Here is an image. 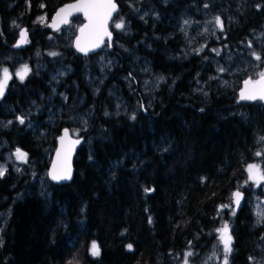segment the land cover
<instances>
[{
	"label": "trees",
	"instance_id": "obj_1",
	"mask_svg": "<svg viewBox=\"0 0 264 264\" xmlns=\"http://www.w3.org/2000/svg\"><path fill=\"white\" fill-rule=\"evenodd\" d=\"M70 1L0 0V76L13 72L0 97V160L12 151L28 160L0 177V264H174L207 252L224 217L228 264L264 260V217L248 192L232 217L224 208L264 151V99L238 96L254 69L233 63L240 52L249 60L244 44L264 27V0H117L114 19L124 26L111 24L115 39L100 52L115 63L101 87L89 82L100 53L78 54L77 29L68 31L82 17L48 27ZM206 14L223 28L188 55L180 22ZM23 29L28 42L15 48ZM137 57L162 78L152 98ZM18 61L28 64L24 79ZM119 89L127 109L115 107ZM76 111L88 116L74 178L54 184L57 139L65 127L73 132Z\"/></svg>",
	"mask_w": 264,
	"mask_h": 264
},
{
	"label": "rangeland",
	"instance_id": "obj_2",
	"mask_svg": "<svg viewBox=\"0 0 264 264\" xmlns=\"http://www.w3.org/2000/svg\"><path fill=\"white\" fill-rule=\"evenodd\" d=\"M41 22L47 24V16H42L40 18ZM113 25L115 29L119 30L124 25L123 22L117 21V19L113 20ZM181 27L183 30V36L186 41V45L188 49L185 50L186 54L190 55L194 53L196 50L201 49L205 46L206 41L214 36L217 32V28L222 29L223 25L219 18L211 15L206 14L205 17L198 20H190L188 17H184L181 22ZM74 28H78L79 26L72 25L68 31H73ZM112 28V27H111ZM77 31V30H76ZM20 37V34H19ZM29 38V37H28ZM246 49V54H248L249 60L245 55V52H240L244 54L241 55L239 60H234L233 63L237 67L236 62L239 61V64L243 65L244 67L250 66L254 70V78L257 79L264 75V69L261 68L260 57L262 51H264V27L258 30L255 34V37L249 38L248 41L244 44ZM20 60V58H16ZM98 61V72L97 74H91L89 76V82L94 85L101 87L110 77V73L113 70L115 63L112 59H110L106 54L100 53L97 59ZM136 62L140 65V71L144 73V77L142 78L143 82V91L150 95L152 98L155 89L160 85L162 82L161 76L157 75L154 72H149L147 67L145 66L146 62L139 57L136 58ZM16 74L19 78L24 79L29 72L28 64L24 61H18L16 64ZM13 72L9 68H5L1 72L0 76V97L2 96L3 92L7 84L9 83L10 79L12 78ZM253 79V80H255ZM125 81L128 82L126 79ZM131 85L128 86V88ZM121 90H115L112 92V97L117 100V104L115 107L117 109L124 108L127 109L128 102H126L123 98V95L120 92ZM133 92L132 87L129 90ZM129 92V93H130ZM148 96V95H147ZM88 113L82 114L79 111L71 117V121L74 123V128L72 134L75 137H82L80 136V131L85 130L87 127V119L84 120V117L87 118ZM1 150V148H0ZM260 157L262 158L261 161L257 163H252L247 166L248 172V182L243 184L242 187L239 189L246 190L245 193L248 192V204H250L255 212L259 215L260 218L264 217V151L260 152ZM27 157L25 154H22L19 151H12L8 152L5 155L4 160H0V177L5 174L7 166L12 163L14 166L17 167L18 170L22 169L23 165L27 162ZM245 187V189H244ZM228 212L230 217L235 214V208L233 205H227L224 207ZM3 217L0 216V220ZM228 239V241H227ZM94 252H97L96 244L93 245ZM233 252V239L230 233V227L228 221L225 219L222 222V227L217 232L216 241L213 246L205 253L198 254L193 252H187L183 254L174 264H228L229 263V256ZM256 264H264V260L258 261Z\"/></svg>",
	"mask_w": 264,
	"mask_h": 264
},
{
	"label": "water",
	"instance_id": "obj_3",
	"mask_svg": "<svg viewBox=\"0 0 264 264\" xmlns=\"http://www.w3.org/2000/svg\"><path fill=\"white\" fill-rule=\"evenodd\" d=\"M119 11L120 5L117 0H73L57 9L48 27L52 32H58L70 25L74 17L81 16L83 23L77 28L73 47L82 56H93L114 41L115 34L111 24ZM28 37L27 30L23 29L15 48L24 47ZM238 96L241 102L247 103L263 100L264 75L255 80H244ZM83 142L84 137H75L69 127L61 131L48 169V177L52 183L68 184L73 180L75 156ZM245 198L246 193L243 190L237 189L233 192L232 200L236 212L243 208Z\"/></svg>",
	"mask_w": 264,
	"mask_h": 264
},
{
	"label": "bare ground",
	"instance_id": "obj_4",
	"mask_svg": "<svg viewBox=\"0 0 264 264\" xmlns=\"http://www.w3.org/2000/svg\"><path fill=\"white\" fill-rule=\"evenodd\" d=\"M108 45H110V44H108ZM107 46V45H106Z\"/></svg>",
	"mask_w": 264,
	"mask_h": 264
}]
</instances>
